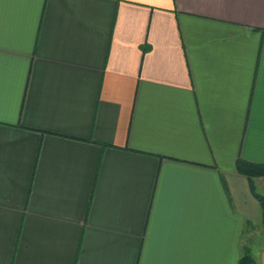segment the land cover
<instances>
[{
	"label": "crops",
	"instance_id": "1",
	"mask_svg": "<svg viewBox=\"0 0 264 264\" xmlns=\"http://www.w3.org/2000/svg\"><path fill=\"white\" fill-rule=\"evenodd\" d=\"M239 157L264 0H0V264H264Z\"/></svg>",
	"mask_w": 264,
	"mask_h": 264
},
{
	"label": "trees",
	"instance_id": "2",
	"mask_svg": "<svg viewBox=\"0 0 264 264\" xmlns=\"http://www.w3.org/2000/svg\"><path fill=\"white\" fill-rule=\"evenodd\" d=\"M236 169L239 173L249 178V180L251 181L252 190L256 195V197H258V199L261 201L262 206L264 208V197L262 195H259V193L255 191V186L253 181V179L256 177L264 176V163L255 162V161L247 160L243 157H239L236 161ZM237 264H258V263L255 257L253 256L252 252L247 249L241 255Z\"/></svg>",
	"mask_w": 264,
	"mask_h": 264
},
{
	"label": "rangeland",
	"instance_id": "3",
	"mask_svg": "<svg viewBox=\"0 0 264 264\" xmlns=\"http://www.w3.org/2000/svg\"><path fill=\"white\" fill-rule=\"evenodd\" d=\"M248 229H250V228H248ZM256 234L257 235L254 237V240L256 242H259V243H263L264 244V226L260 230H257L256 231ZM255 247H257V246H255Z\"/></svg>",
	"mask_w": 264,
	"mask_h": 264
}]
</instances>
